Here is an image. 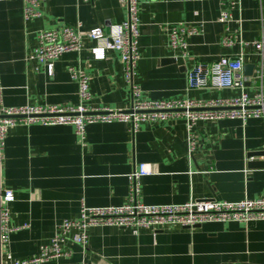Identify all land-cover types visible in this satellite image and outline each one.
I'll list each match as a JSON object with an SVG mask.
<instances>
[{
	"label": "crops",
	"instance_id": "crops-1",
	"mask_svg": "<svg viewBox=\"0 0 264 264\" xmlns=\"http://www.w3.org/2000/svg\"><path fill=\"white\" fill-rule=\"evenodd\" d=\"M227 30L218 23L226 8L220 0H138L139 55L134 82L142 98L206 101L233 98L238 90H187L186 73L195 64H211L243 53L245 64L256 65L252 49L220 44L223 35L240 31L244 42L264 32V0H237ZM24 0L0 1V85L2 105L75 106L77 83L68 68L91 77L90 108L127 110L130 84L124 80L118 54L106 52L95 60V43L87 34L94 28L109 33L126 19L119 0H48L39 17L25 21ZM198 26L200 34L188 38V57L169 47L164 27ZM77 27L83 50L66 53L53 62V72L28 54L37 46L40 31ZM174 59L175 61H171ZM169 61V62H167ZM38 68V70H36ZM262 77L246 79L245 92L264 91ZM196 146L191 156L182 120L143 123L135 133L122 122L87 125L84 139L72 126H18L9 130L0 151V191H10L13 201L8 226L12 230L1 248V264L9 253L24 260L37 254L55 232L57 224L78 215L86 207L119 206L128 198V175L139 164L152 173L140 180V201L145 205L181 204L189 199L236 202L264 197V166H249V153L264 152V120L194 125ZM253 161L264 162V158ZM68 257L44 264H264V222L210 223L194 229L169 226L140 230L91 228L85 250L68 243Z\"/></svg>",
	"mask_w": 264,
	"mask_h": 264
},
{
	"label": "built area",
	"instance_id": "built-area-1",
	"mask_svg": "<svg viewBox=\"0 0 264 264\" xmlns=\"http://www.w3.org/2000/svg\"><path fill=\"white\" fill-rule=\"evenodd\" d=\"M1 1V0H0ZM23 18L25 21L40 16L38 6L48 0H24ZM90 3L93 0H82ZM126 8V19L110 26L109 33L94 28L87 34L95 43L90 53L95 60H103L106 52L118 54L123 66L124 80L130 84L131 104L127 110L109 108H90L89 83L91 77L86 72L68 68L69 76L77 83L78 104L75 106H20L2 105V87L0 85V151L9 130L18 126L40 125L44 127L72 126L75 134L84 139L87 125L95 123L122 122L130 126L135 133L143 123L155 124L169 120H182L185 128V141L189 156L196 146L194 125L200 121L218 122L239 120L242 124L250 119L264 120V91L259 90L252 96L245 92L246 78L243 75V53L236 58L223 57L211 64H195L186 73L187 90L229 89L238 90L233 98H215L210 100H158L148 101L142 98L140 87L134 82L135 69L139 55L138 0H119ZM226 8L220 13L218 23L227 30L231 22V10L239 6L237 0H220ZM169 47L182 58L188 57V38L199 35L198 26L175 24L165 26ZM222 47L231 48L238 44L241 48L252 49L256 56V79L262 77L264 68V32L251 42L241 39L240 31L230 36L223 35ZM83 39L77 27H65L61 30L40 31L37 46L28 56L45 69L48 76L53 72V62L66 53H79L83 50ZM38 70V68H36ZM246 155L245 162L253 161ZM152 173L149 164H139L128 175V198L119 206L86 207L82 204L78 215L57 224L50 240L39 247L37 254L24 260L13 259L5 253V264H44L50 260L68 257L67 244H73L85 250L88 245V231L91 228L114 227L128 229L136 236L140 230H157L169 226L182 229H194L210 223H248L264 222V197L243 199L236 202L221 200L189 199L181 204L145 205L140 201V180ZM13 201L10 191H0V257L1 248L8 244L12 230L8 226L9 211L5 208ZM1 264V258H0ZM79 264H88L85 261Z\"/></svg>",
	"mask_w": 264,
	"mask_h": 264
},
{
	"label": "water",
	"instance_id": "water-1",
	"mask_svg": "<svg viewBox=\"0 0 264 264\" xmlns=\"http://www.w3.org/2000/svg\"><path fill=\"white\" fill-rule=\"evenodd\" d=\"M171 61H175L174 59H171ZM169 62V61H167ZM256 69V66L254 64H245L243 67V75L246 79L251 78L253 76V71ZM249 157L255 158H264V152H257V153H249ZM249 166L255 167V166H264V162H257V161H251L248 164Z\"/></svg>",
	"mask_w": 264,
	"mask_h": 264
}]
</instances>
